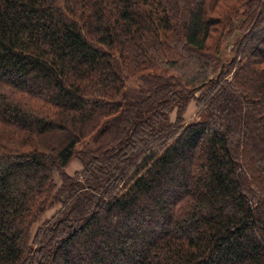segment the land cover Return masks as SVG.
<instances>
[{"label": "trees", "instance_id": "obj_1", "mask_svg": "<svg viewBox=\"0 0 264 264\" xmlns=\"http://www.w3.org/2000/svg\"><path fill=\"white\" fill-rule=\"evenodd\" d=\"M243 3L206 94L221 77L173 72L228 64L233 0H0V264H264V0Z\"/></svg>", "mask_w": 264, "mask_h": 264}, {"label": "rangeland", "instance_id": "obj_2", "mask_svg": "<svg viewBox=\"0 0 264 264\" xmlns=\"http://www.w3.org/2000/svg\"><path fill=\"white\" fill-rule=\"evenodd\" d=\"M233 1H234L235 5H237L235 13L233 15H231V17H228L226 20L224 17H226V15L228 13L223 12L224 15L221 17V19L224 18V26L226 29L232 24V26L230 27L231 30H229V37L228 36H226L227 38L224 37V43L222 44V47H221V54H219V56H218L219 60H224L223 63H228L231 56H232L231 50L233 48V45H234L236 39L238 38V36L240 34V28H238V26H239L238 22L242 18H246L249 20V18L251 17L252 9H253L252 3H250L248 5L246 4V6H245V3H243L244 0H233ZM236 1H237V4H236ZM228 2H229V0H228ZM226 5H227V3H225V1H224V7ZM237 7H239V9ZM250 11H251V13H250ZM219 12H220L219 10L215 11L214 13H212V16H214V18L218 17L217 15H219ZM249 13H250V16H249ZM248 16H249V18H247ZM215 37H216V35H214V38ZM183 59H185V62ZM183 59L178 64V67H179L178 73L176 71L173 72L175 74H178L176 76L180 77L184 82L185 81L191 82L192 85L198 84L200 82V80L204 79L205 76H207V78L209 77L210 79L213 77H216L217 79L221 77L222 78L220 80L221 83L218 84V86L213 87V90L211 92L209 91L208 93H206V94H221L219 92L220 88H218V87L221 85L223 86L224 79L229 80L231 78V74L224 78L222 75L224 72V69L222 71L220 68L219 71L216 72L218 62L212 63L210 61L208 63L207 68H205V67H200V65L198 63L194 62L193 60H187V59H190V58H187V55ZM127 84L129 86L135 85L134 82L131 80H129V82H127ZM205 86H206V83H204V84L200 85V87H198V89H200V90L196 91L195 97H198L199 94H202L201 88H203ZM195 100H196V98H195ZM195 100H191L190 102H188V104L186 106L185 113L183 114V122L185 124L193 122V121H198L203 117V115L202 114L200 115V113H202L204 108L201 109L200 104L196 105ZM175 117H176V113L174 110L170 113V116H169V120L171 123L175 121ZM86 143H87L86 140L84 141L83 144L80 143L77 146L76 152L84 149L85 146L87 145ZM91 145H93V144H91ZM82 169H83V166H82L81 162L77 158H74L71 161V163L69 164V166L67 167L66 171L70 176H73V175L81 172ZM52 179L54 181L55 187L59 188L61 186V180H60L61 178H60L59 174L54 173ZM59 209H60L59 204L48 207V209L44 213V216H43L41 222L34 224L30 228V242H33L34 235H35L36 231L38 230V228H40L42 226V223L50 220L52 218V216L56 212H58Z\"/></svg>", "mask_w": 264, "mask_h": 264}, {"label": "water", "instance_id": "obj_3", "mask_svg": "<svg viewBox=\"0 0 264 264\" xmlns=\"http://www.w3.org/2000/svg\"><path fill=\"white\" fill-rule=\"evenodd\" d=\"M228 65H229V63H228V64H223L222 67H221V70H222V71H223V69L225 70V68H227Z\"/></svg>", "mask_w": 264, "mask_h": 264}]
</instances>
